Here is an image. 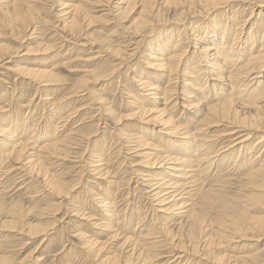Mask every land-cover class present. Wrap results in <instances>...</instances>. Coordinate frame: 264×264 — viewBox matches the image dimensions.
<instances>
[{
  "label": "rangeland",
  "instance_id": "1",
  "mask_svg": "<svg viewBox=\"0 0 264 264\" xmlns=\"http://www.w3.org/2000/svg\"><path fill=\"white\" fill-rule=\"evenodd\" d=\"M64 1H68L69 4L74 6L81 5L79 0H45L37 4V6H44L43 9L47 7L40 13L41 18L45 17L50 20L47 25L39 26L38 30L34 33L32 26L16 31L11 26L0 29V46L4 45L6 48L4 52L6 56L4 57L8 56L6 60L8 63L4 61L3 64H6L3 65L1 63L0 65L15 71V73H13L0 70L2 71L0 72V116L11 115L10 117L14 120L17 117L26 118L32 115L33 119H31L30 122V119H26V122L20 120V124L17 123L14 130L16 135L20 137L23 136L24 125L30 127V124H34L35 135L38 134L40 136V140L36 141L37 146L55 142L63 143L66 141L67 143L66 137L68 131L66 130H68V128L78 134V136H73V140L69 141L70 144L67 146L68 157L64 159H51L50 162L49 160L43 161L42 167L35 169V174L29 173L26 167L22 170H17L20 168L19 163L13 159L7 160L5 164L1 163V170L7 167V173L2 177L5 179H0V256L8 258L9 262H0V264H111L115 261V256H117V260L120 259V263L123 264L128 258L127 252L131 249L133 244V242L124 241L127 238H136L138 232L146 228L154 215L161 214L158 213L159 211L156 206L157 201L152 197V193L150 192L152 187L149 186L150 184L147 182V175L154 174L157 179L162 178V167L151 169L148 166L144 167V165H148L146 164L147 162H154L157 158L154 156L160 155L165 151L173 155H178V157L188 158L192 149H194V145H182L181 141L186 138H184L181 133L178 136L166 135L163 131H158V128L160 129L159 126L136 119L137 114H135L140 110L137 108L139 104L143 103L145 105L144 101H146V104L151 106V103L150 100H146V98L148 99V96H146L148 93H142L136 87L135 82L131 80V76L140 75L148 78L153 83H158L154 79L156 78L154 75H160V73L147 67V63L150 62V57H147L146 54L153 53V51H155L154 49L159 50L161 48L159 46L163 42L165 43L162 45L164 48L167 44V47L171 46L172 49L174 44L178 41V33L168 31L166 28L163 29L162 26L154 28L152 31L149 28L147 30L149 36L146 46L144 43V47L141 48L135 56L125 60L126 64L134 66L132 71L128 72L127 77L123 76L122 79L118 78L120 82H118L116 78V81H113L114 84L111 85L112 87L108 89H105L109 84L106 81L98 83L90 81V83L88 82L84 87L79 89L80 91L78 90L77 93H75L74 88H78V85L80 86L78 82L86 71H105L116 66L120 62L121 55H116L115 50L117 46H120V42L128 41L126 33L131 30L130 26L133 19L139 16L142 9H135L134 14L116 15L117 12H115L103 15L100 11L107 9V7L98 8L95 14L100 17L95 19V22L89 27V30L85 29L82 33L91 35L84 36V39H81L83 43L88 41L96 44V49L86 52L91 47H80V42H77L78 44L75 47L76 50H73L72 53L69 54L66 53V49H61L60 42L62 40L59 39V37L62 35V32L59 30L61 29L60 23L62 19L58 18V16L61 15H55L59 14L62 9L61 4ZM116 2L117 0H111L112 5H116ZM251 4L256 6L255 18L264 19V3L260 5L256 3ZM241 5L242 4H240V6ZM54 15L57 16V18ZM227 16H231L232 19L230 20L225 16L202 18L201 28L206 30L205 28L207 26L217 25V27L222 30L223 26L226 25L225 22H228L227 29L231 32L228 39H233L234 32L236 31H234V29L238 26L237 23H241L250 16V11L248 8V10L244 12L239 11L234 15L229 13ZM55 18L59 20L57 21ZM212 19L213 21H211ZM227 19L229 21H227ZM51 22H53V24L55 23V25L51 24ZM262 25L264 26L263 20L260 23V27L257 26L256 28H263ZM249 31L250 27L244 25L241 29V36L244 37L245 35L246 37ZM260 32L263 33V29L262 31L260 30ZM203 34L208 35L207 32ZM260 40L261 35L257 34L255 41L257 46H260ZM131 44L132 43L126 42L121 45L125 46L126 50H129L134 48ZM150 47L154 48L149 51ZM125 55L126 53H124V57L126 58ZM188 63H190V61ZM200 64L199 66H202L203 63L200 62ZM192 67H195V62L191 60L189 67H186V69L192 72ZM24 68L51 70L54 76L40 79L35 76L30 77L22 73L20 74L18 70ZM182 70H184V67ZM124 71L125 69H122L118 74L122 75ZM205 75L206 77L203 78V82L199 81L200 83L195 85L190 76L181 75L179 79L175 80L177 89L175 92L180 89V96L184 99H186L188 94L193 92L198 98L209 95L208 97H210L211 100L214 99L212 94H216L217 91H219L217 90L218 86L222 94L226 92V86L228 85L216 83L209 79L207 74ZM42 80H50V85L45 86ZM205 80L207 86L203 85ZM39 81L40 83H38ZM186 81L191 82V84L184 87L183 83ZM167 83L168 80L166 79L165 82L157 85L162 89ZM95 84L98 86H95ZM89 85L95 86L94 91L99 90V95L94 94L93 98L103 97V100L106 101V107H111L113 109L112 115L109 116L107 112H97L96 109L99 107L97 103L95 101L91 102L90 98L86 100V94L88 93L87 88H90ZM124 86H126V90L123 91ZM100 89L103 90L101 91ZM263 89L264 88L260 87L257 90L256 96L260 95ZM131 92L134 94H144L143 98H138L137 105H131L133 107L129 106L125 108L128 102L135 103L132 98H128L127 94ZM178 96V93L175 94L167 103L169 104L175 101L178 99ZM82 97L85 99H81ZM217 97H220V95H217ZM60 100L64 101V103H62L64 107L63 114L66 116L68 114L71 117L67 118L68 120L66 122L68 126L57 133L54 127L59 126L58 123L61 120V116L57 115L55 119L52 117L62 108L56 104ZM251 100L252 101L249 102L254 101L253 99ZM203 102V104H207L205 101ZM217 102L218 101H212L209 105H214ZM193 111L194 109H191V112ZM170 114L173 116L175 123L182 125L184 131H192L193 128L198 125L197 118L199 117L194 118L188 109H183L180 105H178L174 111H171ZM145 116L147 117L146 119H152L156 118L157 114L153 112ZM189 118L191 123L188 122ZM119 119H123V121L121 120L122 123L120 121L118 122ZM10 122L11 120L8 119L7 124ZM135 122H140L138 128L130 125ZM105 123L107 126H104ZM229 125L230 124L223 123L221 126L211 128L208 134H206V131L204 135L213 136L219 134L222 130L229 127ZM4 126L6 127V125ZM9 126L11 127L12 124ZM9 126L7 125L8 128ZM131 126L135 129H132ZM152 128L156 130L153 131ZM88 133H91V136L87 137L86 134ZM126 133H129L128 135L130 136L128 140L126 139ZM136 139L143 142V144H148L149 148L144 150L142 147L138 146L139 142H137V144ZM75 141L77 143H74ZM252 146L253 142L248 145L247 151H250ZM33 152L35 151L32 150L29 153L30 158L34 157L35 153ZM141 152L144 154L142 155ZM149 152L152 154L155 153L154 156H148L151 155ZM137 153L138 155H136ZM238 154L239 153L234 154V157H238L237 160H239V163L245 162V159L250 157V155H246L247 153H245V156L243 153H240V157ZM1 156L2 153L0 151V157ZM232 157V155H229L226 159ZM102 161L105 165H103ZM97 166H99L100 169H98ZM12 169L15 170L12 172ZM137 172L140 173V175ZM232 172L233 171H225L223 174L226 173L230 175ZM46 173L59 174L65 183L74 185V189H72L69 195L53 194L42 179L43 175H46ZM214 173L215 171H213L211 177L215 176ZM235 174L236 173L233 174V178L229 177L233 180L229 181V183H225L227 188H225L224 194L230 198L239 196L238 193L247 195L251 192L249 190H244V188L241 189L246 182L240 180L241 175L237 176ZM220 181L222 182V180ZM147 190L149 192H146ZM163 194H166V192ZM258 194L262 195V197L249 200L242 204L241 207H236V212L232 208L221 205H215L206 209L203 214L206 217V222H211L216 228H224L231 234V236L225 239L215 241L209 249L205 251L201 250L209 254L207 264L210 262L215 264H234L238 260L237 255L248 254L253 251L258 253L261 252L262 255H264V232L247 230V232L235 233V229L246 227L251 220H264V190L263 192H258ZM106 197L116 199L115 204L120 212V215H118L117 218H113L110 224L111 226H115L114 228L116 229L113 230H118L113 237V234H108L111 231H108V233L102 232V230L100 231L99 229L100 226H97L101 224L106 217L102 205L98 204V202ZM77 211H80L78 213L80 215L77 214ZM238 212H243L245 216L243 215V217H240ZM80 216L82 217L80 218ZM121 217L124 218L121 219ZM118 218L121 220H118ZM140 218L144 219V221L138 225ZM61 220H64V222ZM161 220L162 219L158 220V222H161ZM32 225L46 231L38 233L35 237L31 236L29 227ZM160 225L162 224L160 223ZM160 225H157V228H159ZM169 236L171 237L172 235L169 234ZM182 237H184V234ZM182 237L178 236L180 240ZM95 238L96 240L98 239L97 241L99 244L89 251L86 247V242ZM131 239L134 240L133 238ZM181 242L187 244L189 241L183 238ZM163 244L155 249L158 255H160L158 257L160 259H158V263L160 264H203V262H206V260H198L199 257L193 258L188 255L189 257L179 260L177 263H172L174 259L171 260V257L169 258L170 245ZM197 244L198 250H200L203 242L200 241ZM98 245H100V247ZM187 245L191 247V244ZM169 259L170 261H168ZM131 264L139 263L135 262Z\"/></svg>",
  "mask_w": 264,
  "mask_h": 264
},
{
  "label": "bare ground",
  "instance_id": "2",
  "mask_svg": "<svg viewBox=\"0 0 264 264\" xmlns=\"http://www.w3.org/2000/svg\"><path fill=\"white\" fill-rule=\"evenodd\" d=\"M43 1L45 0H0V29L11 26L16 31L32 26L34 33L38 30L39 26L47 25L50 20L45 17L41 18L40 14L41 11L45 10L47 7L43 9L44 6H37V4H40ZM79 1L81 2V5L79 6H74L69 4L68 1H64L61 4L62 9L59 14H55L57 16L61 15L58 16V18L62 19V22L60 23L61 29L59 30L62 32V35L59 37V39L62 40L60 42L61 49H66V53L69 54H71L73 50H76L75 47L78 44L77 42H80V47H91L86 52L96 49V44L88 41L83 43L81 42V39H84V36L91 35L82 33L85 29L89 30V27L95 22V19L100 17L95 14L97 13L96 11L98 8L107 7V9L100 11L103 15L115 12H117L116 15L134 14L135 9L141 8L142 10L139 16L133 19L130 26L131 30L126 33L128 38V41L126 42L132 43L131 46L134 48L126 50L125 46L121 45L126 42H120V46H117V49L115 50L116 55H121L120 62L116 66L105 71H86L84 76H82L78 82L80 86L78 85V88H74L75 93H77V91L84 87L88 82L90 83V81L93 83L106 81L109 84L105 89H108L109 87H112L111 85L114 84L113 81H116V78L122 79L123 76L127 77L128 72L132 71L134 66L126 64L125 60L135 56V54L144 47V43L146 46L149 36L147 30L149 28L152 31L154 28L162 26L163 29L166 28L168 31L178 33V41L174 44L172 49L171 46L167 47V44L164 48L162 45L165 43L163 42L159 46L161 47L159 49L160 51L154 49L155 51H153V53L146 54L147 57H150V62L147 63V67L160 73V75H154L156 78L153 77L158 83H153L148 78L140 75L131 76V80L135 82L136 87L142 93H148L146 95L148 96V99L146 98V100H150L151 106H153H148L146 101H144L145 105L143 103L139 104L137 108L140 110L135 114H137L136 119L148 124L159 126L160 129L158 128V131H163L166 135L178 136L181 133L182 136L186 138L181 141L182 145H194V149H192L188 158L178 157V155H173L166 151L155 156V153L152 154L149 152L151 155L148 156H154L157 158L154 162H147L146 164L148 165H144V167L148 166L151 169L162 167L163 172V177L160 179H157L154 174L147 175V182L150 184L149 186L152 187L150 192L152 193V197L157 201L156 206L159 211L158 213L161 214L154 215L146 228L138 232L136 238L131 237L135 241L131 238H127L124 241L133 242V244L131 249L127 252L128 258L123 264H131L135 262L139 264H160L158 263V257L160 255H158V252L155 249L160 247L163 243L170 245L169 253L171 256L169 255V258L171 257V260L174 259L172 263H177L179 260H183L190 256L193 258L199 257L198 260H206L203 264H207L209 254L204 251L209 249L215 241L225 239L231 236V234H229L224 228H216L211 222H206V217L203 215L206 209L215 205H221L232 208L235 211L236 207H241L245 202L261 198L262 195H259L258 192H263L264 190V89L260 95L256 96L257 90L260 87L264 88V26L262 25L263 28L261 27L263 33L260 32V30L262 31L261 28H256L257 26L260 27L262 20L264 23V19L255 18L256 6L251 4L256 3L260 5L264 3V0H117L116 5H112L111 0ZM240 4L242 5L240 6ZM247 7L249 8L250 16L241 23H237L238 26L234 29V31H236L234 32L233 39H228L229 34H231L227 29L228 22H225L226 25L223 26L222 30H220L217 25H210V27L207 26L205 28L206 30L201 28L202 18L225 16L231 20V16H227L229 13L234 15L239 11L244 12L245 10H248ZM57 16L55 17L57 18ZM228 19L227 21H229ZM211 21H213V19ZM51 24H53V22H51ZM53 25H55V23ZM244 25L250 27V31L246 37L245 35L244 37L241 36V29ZM206 32L208 35L203 34ZM257 34L261 35V40L260 42L258 41L260 46H257L255 43ZM152 48L154 47H150L149 51H151ZM5 51L6 48L4 45H1L0 64H3V62H6L8 59V56L4 57L6 56L4 54ZM124 53H126V58L124 57ZM191 60L195 62V67H192V72L191 70L186 69V67H189ZM189 61L190 63H188ZM200 62L203 63L202 66H199L201 65ZM0 67V70L15 73L11 68H6L1 65ZM183 67L184 70H182ZM122 69H125L124 73L122 75L118 74ZM18 72L30 77L35 76L40 79L54 76V73L51 70L24 68L19 69ZM205 74L208 75L209 79L216 83L228 85L226 86V92L222 94L220 92V87L218 86L217 90L219 91L216 90L217 93L212 94L214 96V99L212 100L208 97L209 95L198 98L193 92L188 94L186 99H184L180 96V89L175 92V90H177L175 80L179 79L181 75L190 76L195 85L200 83L199 81L203 82V78L206 77ZM119 79L117 80L118 82H120ZM166 79L168 80V83L161 89L157 84L165 82ZM49 81L50 80H42V83H44L45 86H48L50 85ZM38 83H40V81ZM205 83L206 80L203 85H206ZM190 84L191 82L187 81L183 83L184 87ZM96 85L97 84H95V86ZM95 86L87 88L88 93L86 94V100L90 98L91 102L95 101L97 103V106H99L96 109L97 112H107L109 116L112 115L113 109L111 107H106V101L103 100V97L100 96L96 99L95 97L93 98L94 94L99 95V90L94 91ZM123 88V91L126 90V86ZM177 93L179 95L178 99L168 104L167 102L172 99L171 97ZM144 94H134L132 92L127 94L128 98H132L135 103L128 102V105L126 104L125 108H128L131 105H137L138 98H143ZM217 95H220V97H217ZM81 99L85 98L82 97ZM251 99L254 101L249 102L252 101ZM203 101L207 104H203ZM212 101L218 102L214 105H209ZM62 103H64L63 100L56 103L62 108L52 117L55 119L57 115L61 116V120L58 123L59 126L54 127L57 133L68 126L66 121L68 120L67 118L71 117L68 114L67 116L63 114L64 107ZM178 105L183 109H188L194 118L199 117L197 118L198 125L194 127L192 131H184L181 124L174 122L173 116L170 112L174 111ZM191 109H194V111L191 112ZM153 112L157 114V117L146 119L147 117L145 115L148 113L150 115ZM10 116L11 115L0 116V151L2 153V156L0 157V179L7 173V167L1 170V163L5 164L9 159L16 160L19 163L20 168L17 170H22L26 167L29 173H34L35 169L42 167L43 161L49 160L50 162L51 159H64L68 157L67 146L70 144L69 141L73 140V136H78L77 132L74 133L73 130H69V128L66 130L68 131L66 137L67 143L65 141L63 143L55 142L44 144L43 146H37L36 141L40 140V136L38 134L35 135L34 124H32L34 128L31 124L30 127L24 125V133L22 134L23 136L20 137L19 135H16L14 130L16 124L19 123L20 120L26 122L30 119V122L31 119H33L32 115H29L26 118L17 117L14 120ZM8 119H10L11 122L7 124ZM103 119L105 120V118ZM121 120L123 121V119H119L118 122L120 121L122 123ZM188 122L191 123L190 118ZM139 123L135 122L130 125L138 128ZM223 123L230 125L219 134L213 136L204 135L206 131V134H208L210 133L211 128L221 126ZM11 124L12 126L10 127L9 125ZM4 125H6V127ZM104 126H107L106 123ZM133 126H131L132 129H135ZM152 130L155 131L156 129L152 128ZM128 134L129 133L125 134L127 140L130 137ZM86 135L89 137L91 136V133ZM137 142H139V144ZM251 142H253V146L250 151H247V147ZM74 143L77 142L75 141ZM136 143L144 150L149 148L148 144H143V142L138 140ZM32 150L35 151L33 152L35 155L30 158L29 153ZM236 153H243L244 156L245 153H247L246 155H250V157L248 159L246 158L245 162L239 163V160H237L238 157H234V154ZM143 154L144 153H142V155ZM136 155H138V153ZM229 155H232L233 157L226 159ZM240 156L241 155H239V157ZM103 165L105 164L103 163ZM97 167L100 169L99 166ZM13 170L15 169H12V172ZM213 171H215V176L211 177ZM225 171L233 172L230 175L226 173L223 174ZM234 173H236L235 175L237 176L241 175L240 180L246 182L241 189L244 188V190L251 191L249 194L243 195L238 193L239 196L233 198L227 197L224 194V190L227 188L225 183H229V181L233 180L229 177L233 178ZM138 174L140 175V173ZM42 179L48 185L50 192L56 195H69L72 189H74V185L71 184V186L65 183L57 173H46V175H43ZM220 180H222V182ZM146 192L149 191L147 190ZM165 192L166 194H163ZM115 200V198L106 197L98 202V204L102 205L106 217L103 219V222L97 226H100L99 229L100 231L102 230V232L108 233V231H111L108 234H113L112 237L118 230H113L116 228L110 224L113 218H117L118 215H120ZM79 212L80 211H77V214ZM238 214L240 217H243L244 215L243 212H238ZM81 217L82 216H80V218ZM122 218L124 217H121V219ZM119 219L120 218H118V220ZM160 219H162L161 222H158ZM61 221L64 222V220ZM139 221L138 225H140L144 219L140 218ZM116 222L119 223L118 221ZM160 223L162 225H160ZM157 225H160L159 228H157ZM235 230L236 234L247 232V230L264 232V220H251L246 227H240ZM42 231L45 232L46 230L40 229L35 225L29 227V233L34 237ZM169 234L172 236L170 237ZM183 234L184 237H182ZM178 236H181L182 239L180 240ZM96 238L86 242V247L89 251L99 244L97 241L98 239L96 240ZM183 238L190 242L187 244H191V247L181 242L183 241ZM200 241H202L203 244L201 245V249L198 250L197 243ZM98 246L100 247V245ZM97 250L99 251L98 247ZM201 250L204 251L202 252ZM237 256L238 260L234 264H264V255H262L261 252L258 253L253 251L248 254ZM170 259L168 261H170ZM114 260L115 261L111 264H121L120 259L117 260V256H115ZM0 262L8 263L9 260L8 258L0 256ZM208 264L215 263L210 262Z\"/></svg>",
  "mask_w": 264,
  "mask_h": 264
}]
</instances>
